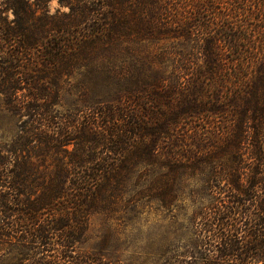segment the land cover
Masks as SVG:
<instances>
[{"label": "trees", "instance_id": "16d2710c", "mask_svg": "<svg viewBox=\"0 0 264 264\" xmlns=\"http://www.w3.org/2000/svg\"><path fill=\"white\" fill-rule=\"evenodd\" d=\"M42 1L0 2V94L20 119L0 155V238L24 248L22 261L115 264L75 248L133 169L165 167L155 196L178 171L207 169L225 190L190 255L161 264H264V0H59L65 19L38 14ZM125 38L163 41L169 79L122 63L111 78L123 94L60 112L64 78Z\"/></svg>", "mask_w": 264, "mask_h": 264}, {"label": "rangeland", "instance_id": "374dc122", "mask_svg": "<svg viewBox=\"0 0 264 264\" xmlns=\"http://www.w3.org/2000/svg\"><path fill=\"white\" fill-rule=\"evenodd\" d=\"M41 4L38 14L48 13L65 19L64 14L69 12L59 0H43ZM95 27L96 23L89 21L77 24L75 30L81 34ZM68 37L73 41L76 35ZM155 41L125 38L121 42L101 45L92 64H80L64 78L58 110L81 108L123 94L126 82L111 78L112 73H123L122 63H131L133 76L168 78L172 71L170 64L165 66V62L157 60L160 52L157 47L164 42ZM224 122L229 123L227 118ZM19 123L20 119L6 108L0 94V155H6L18 133ZM161 172H165V167L155 164L133 169L122 184L125 192L114 209L90 214L84 238L76 245L75 252L95 255L115 264H161L171 254H183V258L190 255L199 241L202 215L217 203L218 185L224 191V182L211 183L207 169L193 174L178 171L172 182L168 181L164 190L155 196L150 185ZM221 196L225 197V192ZM22 251L25 252L24 248L16 240L0 238V264H36L39 255H31L29 251L28 261H22L19 259Z\"/></svg>", "mask_w": 264, "mask_h": 264}]
</instances>
